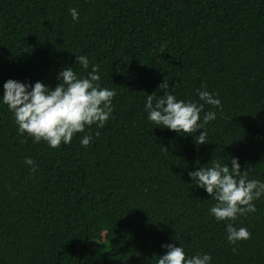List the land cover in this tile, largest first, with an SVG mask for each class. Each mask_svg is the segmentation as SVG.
<instances>
[{"label": "trees", "instance_id": "trees-1", "mask_svg": "<svg viewBox=\"0 0 264 264\" xmlns=\"http://www.w3.org/2000/svg\"><path fill=\"white\" fill-rule=\"evenodd\" d=\"M92 64L116 92L113 111L69 144L18 134L0 102V264H157L167 244L210 264H264V196L234 222L251 239L230 245L229 221L209 214L215 200L188 175L238 158L264 182V0H0V98L9 79L54 88L64 67L84 76ZM198 89L223 109L200 113H216L208 144L195 142L203 129L148 120L147 94L203 103Z\"/></svg>", "mask_w": 264, "mask_h": 264}, {"label": "clouds", "instance_id": "clouds-1", "mask_svg": "<svg viewBox=\"0 0 264 264\" xmlns=\"http://www.w3.org/2000/svg\"><path fill=\"white\" fill-rule=\"evenodd\" d=\"M73 21H77V9L69 10ZM75 63L83 69H89V60L85 55L75 56ZM99 65L92 64L87 75H77L73 67H64L58 74L59 83L50 88L41 82L27 84L9 79L3 84L0 102L8 107L18 126V134L31 137L34 143L45 142L56 149L61 144H69L75 134L81 133L93 124L103 127L113 111L112 100L115 90L100 85ZM169 85L162 83L159 89L167 90ZM197 96L203 103L178 100L167 91L163 96L147 94L145 111L148 120L159 127L167 128L177 134L193 135L197 145L208 144L205 126L216 119L213 111L205 112L201 122L200 113L205 104L219 108L221 101L207 90L198 89ZM155 101V103H154ZM99 136V132L96 133ZM93 137L85 135L80 143L87 147ZM26 166L33 174L37 170L35 161L26 157ZM189 177L215 200L209 214L217 221H229L226 227V239L230 245L251 239L246 227H235L234 222L240 216L256 211L254 201L264 196V182L249 179L247 170H241L238 158L231 159L230 165L211 160V166H202L189 172ZM166 254L157 257V264H210L209 254L188 256L183 247L174 244L163 245ZM236 249L233 248V251Z\"/></svg>", "mask_w": 264, "mask_h": 264}, {"label": "rangeland", "instance_id": "rangeland-1", "mask_svg": "<svg viewBox=\"0 0 264 264\" xmlns=\"http://www.w3.org/2000/svg\"><path fill=\"white\" fill-rule=\"evenodd\" d=\"M89 244H90L91 246H94V245L96 244V242H95V241H90Z\"/></svg>", "mask_w": 264, "mask_h": 264}]
</instances>
